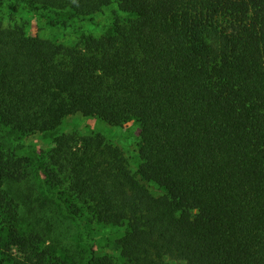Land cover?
I'll list each match as a JSON object with an SVG mask.
<instances>
[{
	"label": "trees",
	"instance_id": "1",
	"mask_svg": "<svg viewBox=\"0 0 264 264\" xmlns=\"http://www.w3.org/2000/svg\"><path fill=\"white\" fill-rule=\"evenodd\" d=\"M7 1L0 129L48 133L76 113L139 123L137 167L100 132L57 134L44 164L79 202L70 213L120 228L118 255L89 264H264V0H18L133 15L72 45L6 26ZM30 162L0 142V264H74L19 227L7 183Z\"/></svg>",
	"mask_w": 264,
	"mask_h": 264
},
{
	"label": "rangeland",
	"instance_id": "2",
	"mask_svg": "<svg viewBox=\"0 0 264 264\" xmlns=\"http://www.w3.org/2000/svg\"><path fill=\"white\" fill-rule=\"evenodd\" d=\"M132 16L111 5L92 16L76 18L65 13L35 10L18 0H8L1 12L6 26L17 27L28 35L49 37L66 45L77 42L85 32L101 35L116 19L125 21ZM98 132L123 147L132 165L137 167L140 127L136 121L116 126L97 117L76 113L65 117L59 129L48 133H13L9 128L0 129V142L31 160L26 180L7 183V188L21 204L20 229L35 231L44 247L72 260L74 264H89L92 256L118 255L114 242L120 235V228L92 221L84 209L78 214L70 213V209L80 205L79 202L63 194L59 188L49 187L43 167L57 134L75 133L83 138ZM152 190L155 194L161 193L154 185ZM5 255L0 251V257Z\"/></svg>",
	"mask_w": 264,
	"mask_h": 264
}]
</instances>
